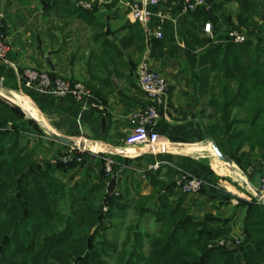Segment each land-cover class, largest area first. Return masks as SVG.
I'll use <instances>...</instances> for the list:
<instances>
[{
    "label": "crops",
    "instance_id": "1",
    "mask_svg": "<svg viewBox=\"0 0 264 264\" xmlns=\"http://www.w3.org/2000/svg\"><path fill=\"white\" fill-rule=\"evenodd\" d=\"M255 1L258 14H253L251 20L262 17L257 23L264 24V0ZM81 2L92 4V10L81 7ZM179 4L180 0H162L161 7L173 24V42L157 48L153 45L156 39L147 40L140 24L132 21L127 9L117 1L50 0L44 5L42 0H0V32L8 47L7 63L0 62V88L13 95L21 106L25 97L36 107L39 114L33 108L32 118L41 133L36 141L40 142L39 147L49 142L48 154H62L68 147L49 133L80 141L86 149L98 153L106 151V146L116 150L112 156V178H116L115 191L126 194L125 199L137 200L155 191L158 195L167 193L177 171L182 170L205 182L200 194L183 196L186 213L195 221H202L207 215L227 217L237 199L247 197L249 188L244 182L257 186L260 176L254 172L256 168L250 167L254 165L253 157L248 158V166L232 162V169L235 165L238 170L237 173L233 169L239 186L205 147L213 141L208 127L215 110L193 79L197 63L184 47L186 22L178 17ZM234 5L231 11L237 13ZM205 35L214 38L212 29L211 34ZM249 37L254 42L264 35L255 37L252 33ZM202 51L197 50L195 56ZM143 61L169 83L155 125L157 146L166 151L131 157L126 154H134L140 148L124 144L131 130L129 115L148 105L138 86V68ZM27 68L85 84L92 92V106L80 112L71 98L56 99L36 93L32 97L18 74ZM0 103L11 107L7 102ZM245 150L243 146L240 151ZM93 159L89 155L80 167L60 173L70 180L69 187L99 182L97 175L103 173L102 165Z\"/></svg>",
    "mask_w": 264,
    "mask_h": 264
},
{
    "label": "trees",
    "instance_id": "2",
    "mask_svg": "<svg viewBox=\"0 0 264 264\" xmlns=\"http://www.w3.org/2000/svg\"><path fill=\"white\" fill-rule=\"evenodd\" d=\"M42 1L47 5L50 0ZM211 1L210 10L199 9L185 20L184 47L191 60L196 59L193 79L215 110L210 137L221 153L220 138L226 137L234 146L231 160L248 166L254 149L264 152V38L256 44L250 37L236 44L225 34L243 27L250 36L251 16L258 14V5L255 0ZM229 2L239 6L237 26L223 9ZM206 23L212 25L213 39L204 33ZM257 28L263 32L264 24ZM162 32L161 39L153 40L154 47L173 42L170 21ZM199 49L203 51L196 57ZM27 93L34 97L36 92ZM234 110L243 111L244 119L233 115ZM23 117L19 109L0 103V264H264V205L256 199H237L234 207V212L243 211L241 244L209 248L210 242L230 235L232 217L207 215L195 221L183 209V195L174 184L165 194L155 191L127 200L116 191L108 194L112 177L103 172L96 184L81 182L68 188L53 177L54 172L80 166L41 164L35 156L37 146L28 149L31 132ZM244 145L248 152L240 153ZM101 189L104 196L93 198ZM64 202H69L66 212ZM128 207L140 217L151 216L157 229L149 234L128 227L117 251L104 232L113 214H123ZM112 254L113 263L107 260Z\"/></svg>",
    "mask_w": 264,
    "mask_h": 264
},
{
    "label": "built area",
    "instance_id": "3",
    "mask_svg": "<svg viewBox=\"0 0 264 264\" xmlns=\"http://www.w3.org/2000/svg\"><path fill=\"white\" fill-rule=\"evenodd\" d=\"M124 6L132 21L140 24L143 28L145 37L150 39H161L162 28L168 16L161 7L162 0H113ZM81 7L92 10L90 3L81 2ZM213 5L211 0H180V10L178 17L184 20L199 9L210 10ZM211 24L204 25V32L211 34ZM225 36L236 44H241L248 39L245 30H230ZM8 47L5 36L0 32V61L7 63L6 56ZM23 87L27 91L36 92L42 97H52L56 99L71 98L80 112L86 111L92 106V92L80 82L68 81L58 77H51L47 72L26 69L20 75ZM138 86L144 94L148 105L133 111L129 115L130 133L124 139V144L130 148H140L139 152L128 155L138 156L141 152L155 149L158 152H165L163 146H157L159 135L155 131V125L160 117V110L163 106V99L169 90V83L166 78L156 72L147 61L141 62L138 68ZM161 147V148H159ZM117 152V151H116ZM93 160L101 161L104 177H112L113 159L112 154L107 152L98 153L84 147L68 146L62 155L56 159H51L50 163L55 165L59 162L63 165H81L87 161V156ZM89 158V157H88ZM176 190L184 196H196L205 187V182L201 177L193 176L182 170H178L174 180ZM251 195L259 202L258 194L264 196V175L259 177L257 186L248 185ZM249 200L248 198H246ZM106 211V208H104ZM242 236H230L227 238L216 239L209 244V248L231 249L241 244Z\"/></svg>",
    "mask_w": 264,
    "mask_h": 264
},
{
    "label": "rangeland",
    "instance_id": "4",
    "mask_svg": "<svg viewBox=\"0 0 264 264\" xmlns=\"http://www.w3.org/2000/svg\"><path fill=\"white\" fill-rule=\"evenodd\" d=\"M233 3H235V2H229V3L225 4L223 9H224V11H225V13L227 15L231 16L232 24H234L235 26H237V23H236V20H235V14L236 13H234L233 11H231L232 10V6H233ZM234 6H236L235 7V8H237L236 12H238L239 11L238 4L235 3ZM261 18L262 17L252 18V20H251L252 25L248 29L249 30V34L251 32V33L255 34V37H256V35H260V34H262V36L264 35V31L263 32H259V31L256 32L255 29H254L255 27L262 28V24H258L257 23V19L259 20ZM254 19H256V20H254ZM225 24H226V22H225ZM239 30H246V29L243 28V27H240ZM224 32H226V31H224ZM247 33H248V31H247ZM257 40H258V38H255V40H254L255 44H256ZM215 44H217V43H214L213 45H215ZM27 69H32V68H27ZM21 73H18L19 76L21 75ZM75 82H77V81H75ZM0 91L3 94H5V96L3 94H0V100H1V102H7V104H9L11 107H14V108L19 109V111L23 114L25 120L29 123L28 124V127H29V131L31 133L28 136V149H32V148H34V146H37V148H39V149H36L35 150V156L37 157L38 161L41 164H45V163H48V162L50 163V160L51 159L58 160V158L62 154L60 153V151H59V153H57V155H55V153H52L51 155L48 154V153H50L49 150H48L49 149L48 146H50L49 142L42 143L40 145V147H39V145H37L38 143H37L36 139L39 137V135L41 133L39 132V130L36 127V123H35L36 121L32 118L33 114L35 116L34 110L36 111L37 114H39L38 110L33 105V103L30 100H27L25 97H23L26 100V102L25 103H22L23 106H21V108H20L18 105L14 104L8 98V96H6L7 94H6V92L4 90H2L0 88ZM13 93H15L17 95H20V96L22 95L21 93H17V92H13ZM22 96H24V95H22ZM208 98L209 97L207 96V99ZM23 107H24V109H23ZM33 108H34V110H33ZM234 115H237L239 118L241 117L242 119H244V116H245L243 111L240 112V111H237V110H234ZM243 127H244L243 125H238V128H243ZM44 131L48 132L46 129H44ZM42 135L45 136V134H42ZM220 141H221L220 145H221V148H222V150H221L222 153L225 156H227V157L230 158L231 157V154H232V152L234 150V146L231 147V146L228 145V143L226 142V137L225 138H222V139L220 138ZM210 142H209V144H211ZM83 147L85 148V146H83ZM245 148H246V150L249 149L248 146H245ZM246 150L244 152H242V153H247ZM240 153H241V151H240ZM251 157L254 158V159L252 158L254 165H250V167H252L253 169L256 168V171H254V172L257 173V174H259V176L264 175V152H258L257 150L254 149L253 154L250 156V158ZM212 158L214 160H216V161L218 160L216 156L215 157L213 156ZM238 158H240V162H242V160H243V162L245 161L244 159L241 158V155H239V154H238ZM234 163L235 162H233V164ZM56 164H61V163L56 162ZM221 166L225 168V166L222 163H221ZM233 169L238 173V170H236L237 167L235 165H233ZM226 174L228 176H230L231 179L236 184H238L239 186H241L240 183L236 180L234 172L233 173H230L229 171H227ZM53 177L55 179L59 180L61 183H63L66 187L69 188V186H71V183H69L70 180L68 179V177L63 176L58 171L57 172H54ZM114 191H115V189H114ZM241 192H244V190H241ZM103 194H105L104 193V190L101 189L98 192H95L94 193L93 198L103 197L104 196ZM119 194L123 198L126 197L125 196L126 194H124V195L121 194V193H119ZM246 196L247 197H243V199H245V200H247L246 198H248L249 200L254 199L252 197V195H251V191L250 190L248 191V193L246 194ZM68 203L69 202H64L61 205V207H63V211L64 212H66L68 210V207H67L68 206ZM226 216L227 217H232V220H231V232H230V235L228 237H230L232 235H234V236H237V235L242 236L243 211L239 210L237 212H234V209L233 210L231 209L227 213ZM130 226L131 227H135L137 230H140L141 232H147L149 234H152L157 229V225L155 224V222H154V220H153V218L151 216L145 215L143 217H140V216H138L137 214L134 213V211L132 210L131 207L126 208V210H124L123 214L114 213L113 216L110 218V221H108V223L106 224V229H105L106 231L104 232V235L106 236V238L108 240H110L111 242H113L115 244L117 251L120 250L121 244H122V242H123V240L125 238L126 229L128 227H130ZM146 249H147V245L145 247V251H146ZM114 258H115V256H113V254H112V256L109 257L107 260L109 262L113 263L114 262Z\"/></svg>",
    "mask_w": 264,
    "mask_h": 264
},
{
    "label": "water",
    "instance_id": "5",
    "mask_svg": "<svg viewBox=\"0 0 264 264\" xmlns=\"http://www.w3.org/2000/svg\"><path fill=\"white\" fill-rule=\"evenodd\" d=\"M49 136L52 137L53 139H55L56 141L62 142L63 144L67 145V146H71V147H76L79 146L81 147L79 144H77L75 142V140L67 138V137H63V136H58L52 133H49ZM211 148L215 154V156L217 157V159L221 162L227 163L228 165H232V160L225 156L224 154H222L220 152V150L218 149L217 145L215 144V142L211 141ZM82 148V147H81ZM107 153H110L112 155L117 154L116 150H114L113 148L110 147H105ZM156 151L155 149L153 150H147V151H143L141 152L139 155H142L144 153H150V152H154ZM115 184H116V178H111L107 184V189H108V194H112L114 192L115 189ZM258 199H259V203L264 205V197L261 196L260 194H258Z\"/></svg>",
    "mask_w": 264,
    "mask_h": 264
},
{
    "label": "bare ground",
    "instance_id": "6",
    "mask_svg": "<svg viewBox=\"0 0 264 264\" xmlns=\"http://www.w3.org/2000/svg\"><path fill=\"white\" fill-rule=\"evenodd\" d=\"M0 94H3L1 91H0ZM7 95L6 96H8V98L13 102V103H15L16 105H18L20 108H21V104H20V102L13 96V95H11V94H9V93H6ZM4 96H5V94H3ZM75 142L77 143V144H79L81 147H83L84 145H83V143H81L80 141H77V140H75ZM206 148H209L212 152H213V150H212V148H211V144H207L206 146H205ZM139 152V151H138ZM135 153H137V152H135ZM214 153V152H213ZM215 155V154H214ZM220 162V161H219ZM220 163H222L224 166H225V168H227V170L229 171V172H231V173H233L234 172V170L232 169V167H231V165H228L227 163H224V162H220ZM264 197V196H263Z\"/></svg>",
    "mask_w": 264,
    "mask_h": 264
}]
</instances>
